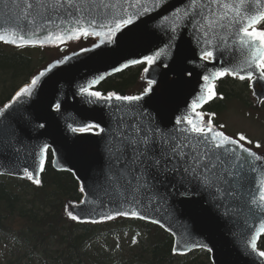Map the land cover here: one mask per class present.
<instances>
[{"label":"snow or ice","instance_id":"snow-or-ice-1","mask_svg":"<svg viewBox=\"0 0 264 264\" xmlns=\"http://www.w3.org/2000/svg\"><path fill=\"white\" fill-rule=\"evenodd\" d=\"M13 6L19 9L16 23L0 22V43L17 48L59 46L95 36L101 44H111L119 33L123 40L143 29L153 36H167L166 46L142 60L131 61L133 65L146 64L144 73L172 51L182 33L189 35L190 46L193 40L196 43L190 49V59L202 62L199 66L203 84L199 94H193L190 111L186 105L185 112L167 123L163 116L157 121L145 113L141 104L152 93L154 78L147 79L148 86L141 95L91 90L103 76L81 86L79 94L87 98L85 102L99 107L107 117L103 124L97 120L79 127L68 125L72 133H91L103 141L101 166L94 178V190L89 193L100 201L102 211H89L83 207L89 202L84 199L74 205L80 212L66 211L67 217L92 224L136 218L164 227L160 220L148 215L149 209L159 211L172 198L191 201L194 196H202L221 216L243 213L245 224L252 222L245 247L264 261V251H258V242L264 236V151L254 150L264 149V145L243 133L235 137L225 134L212 124L214 113L199 111L204 104L224 99L216 88L217 81L225 77L247 80L253 91L257 81L264 84V0H177L175 4L172 0H14ZM150 13L156 15L149 16ZM143 17L158 22L148 28ZM161 66L168 67L166 63ZM45 75L40 72L22 86L5 110L33 96ZM186 75L191 76L192 71ZM257 100L264 104V94H258ZM52 107L59 111L61 104L54 102ZM6 132L0 122V134ZM49 147L44 145L34 154L33 170L22 169L23 178L37 186L42 182L34 178V172L45 170ZM15 163V158L7 162L13 167ZM79 190L84 193L86 189L81 186ZM85 214L98 218L85 219ZM197 248L206 245L181 237L172 251L186 255Z\"/></svg>","mask_w":264,"mask_h":264},{"label":"water","instance_id":"water-1","mask_svg":"<svg viewBox=\"0 0 264 264\" xmlns=\"http://www.w3.org/2000/svg\"><path fill=\"white\" fill-rule=\"evenodd\" d=\"M172 2L175 4L177 0H172ZM13 5L14 0H0V22H6L7 25L16 23L19 9ZM129 11L134 12L135 9L129 8ZM154 15L156 13L149 14V16ZM142 19L147 21L146 27L148 28L154 27L158 22L148 20L147 17ZM139 22L138 20L137 23ZM121 35L122 33L117 34L115 41L111 44H101L100 38L89 36L96 40L93 46L57 59L40 71L46 72V75L41 78L33 96L23 98L17 104H13L11 109L5 110V105L12 102L14 95L7 104L0 108V111H4V116H0V122H3V127L7 129L6 133L0 134V161L4 162L0 165V172L4 174L0 176L27 180L23 178L22 169L28 167L29 170H33L34 154L44 145H49L48 151H51L53 155V168L57 172L71 173L78 181L79 189L81 186L86 189L79 203L66 202L64 209L66 217V211H73L74 214L80 212V209L75 208L74 205L81 204L84 199L89 202L83 207L89 211L94 209L95 213L102 211L100 201L94 199L89 193L94 190V178L101 166L103 141L101 137L91 133H72L68 125L79 127L85 122L97 120L103 124L107 117L106 112L101 111L99 107L86 103L87 98L79 94V89L89 81L103 76L104 79L91 89L96 90L107 79L137 66L131 64L132 60H142L146 55H151L158 48L166 46L167 41L166 35L161 33L153 36L143 29L123 40L120 38ZM189 39L187 34L182 33L177 36L172 51L157 61L156 65L151 66L148 73H144L143 81L146 84L147 79L150 78H154L156 84L152 86V93L145 96L141 104L145 113H150L157 121L161 119V116L164 117L165 123L174 117H179L185 112L186 105L189 106L190 111L193 94H199V89L202 87L203 82L200 77L202 69L199 66L202 62L198 59H190L192 56L190 49L195 48L196 43L193 40L190 46ZM78 41H69L59 46L46 45L42 48L53 50L64 45L75 44ZM58 61L63 62L58 63ZM126 63L129 65L128 68L123 67ZM162 63H166L168 67H162ZM53 65L56 66L52 67ZM144 65L147 67L146 64ZM49 68L52 69L50 72L47 71ZM117 68L121 70L116 71ZM189 70L192 71L191 76L186 75ZM254 89L255 91L251 87L253 98L259 106L261 103L258 102L257 95L264 94V84L257 81ZM54 102L61 104L59 111L52 107ZM211 102L204 104L199 111L202 112ZM9 140L12 141L11 144ZM14 149H19V151H14ZM13 158L16 161L14 167L7 164ZM46 161L47 153L45 166ZM42 173L37 170L34 172V178L41 180ZM148 215L161 221L164 227L154 225L161 227L173 237L174 246L181 237L206 245V248H197L188 251L187 254L196 250L207 251V248H210L211 252H207L210 253L212 264H264L261 258L251 253L250 248L245 247L252 222L245 224L243 213L232 217L221 216L204 200V197L194 196L191 201L172 198L169 204L159 211L149 209ZM84 218L98 217L95 214L92 217L85 214ZM173 232L176 233L175 236ZM258 251H261L259 247Z\"/></svg>","mask_w":264,"mask_h":264},{"label":"trees","instance_id":"trees-1","mask_svg":"<svg viewBox=\"0 0 264 264\" xmlns=\"http://www.w3.org/2000/svg\"><path fill=\"white\" fill-rule=\"evenodd\" d=\"M61 50L70 52L68 47ZM49 54L40 48L15 49L0 44V107L44 67ZM144 68H130L106 80L97 90L104 94H141L146 87L142 81ZM216 91L224 99L210 103L205 113L222 115L237 102L249 107L247 81L227 77L217 83ZM52 160L49 151L42 186L0 177V264H211L205 251L174 255L172 236L147 222H70L63 214L64 203L78 202L82 195L73 175L55 171ZM259 248L264 251V236Z\"/></svg>","mask_w":264,"mask_h":264},{"label":"rangeland","instance_id":"rangeland-1","mask_svg":"<svg viewBox=\"0 0 264 264\" xmlns=\"http://www.w3.org/2000/svg\"><path fill=\"white\" fill-rule=\"evenodd\" d=\"M90 42H93V39L87 38V40H85L83 38L78 45L69 47V50L81 49L85 45H90ZM63 55L64 53L61 48L50 52L48 55V61L44 67L49 62L62 57ZM247 101L252 102L249 104L248 108L242 105L243 103L241 102L233 103L232 105L230 104L225 113L218 117H211L212 124L214 125L217 122L216 119H218L219 126H224L220 129L225 134L235 137L237 134L243 133L254 142L259 141L264 145V107L256 106V101L254 102V99L251 98V94L247 97ZM205 119L208 120L209 116L205 115ZM249 147H251V145H249ZM254 150L257 152L264 151V149Z\"/></svg>","mask_w":264,"mask_h":264},{"label":"flooded vegetation","instance_id":"flooded-vegetation-1","mask_svg":"<svg viewBox=\"0 0 264 264\" xmlns=\"http://www.w3.org/2000/svg\"><path fill=\"white\" fill-rule=\"evenodd\" d=\"M262 107H264V104L262 105Z\"/></svg>","mask_w":264,"mask_h":264}]
</instances>
